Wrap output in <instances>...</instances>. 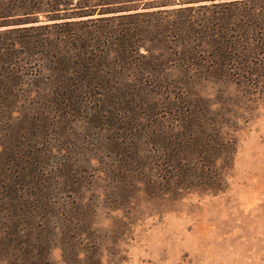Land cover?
<instances>
[{"label": "trees", "instance_id": "16d2710c", "mask_svg": "<svg viewBox=\"0 0 264 264\" xmlns=\"http://www.w3.org/2000/svg\"><path fill=\"white\" fill-rule=\"evenodd\" d=\"M263 103L264 0H0V259L104 264L98 181L223 192Z\"/></svg>", "mask_w": 264, "mask_h": 264}, {"label": "rangeland", "instance_id": "374dc122", "mask_svg": "<svg viewBox=\"0 0 264 264\" xmlns=\"http://www.w3.org/2000/svg\"><path fill=\"white\" fill-rule=\"evenodd\" d=\"M237 139L228 188L215 195L171 203L142 196L134 207L113 211L105 207L107 182L99 180L95 227L105 235L103 263L264 264V103ZM49 256L65 264L59 247Z\"/></svg>", "mask_w": 264, "mask_h": 264}]
</instances>
